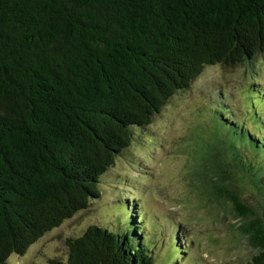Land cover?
<instances>
[{
  "label": "trees",
  "instance_id": "16d2710c",
  "mask_svg": "<svg viewBox=\"0 0 264 264\" xmlns=\"http://www.w3.org/2000/svg\"><path fill=\"white\" fill-rule=\"evenodd\" d=\"M261 53L264 0H0V264L99 198L104 174L207 65ZM253 97L252 126L217 103L223 137L203 161L259 251L247 264H264V96ZM133 224L91 225L50 264H156Z\"/></svg>",
  "mask_w": 264,
  "mask_h": 264
},
{
  "label": "rangeland",
  "instance_id": "374dc122",
  "mask_svg": "<svg viewBox=\"0 0 264 264\" xmlns=\"http://www.w3.org/2000/svg\"><path fill=\"white\" fill-rule=\"evenodd\" d=\"M263 90L264 53L233 67L207 65L104 174L101 196L39 238L24 255L12 254L8 264L66 260L69 238L91 225L120 234L130 229L129 220L149 244L156 264H247L259 251L240 232L242 220L230 202L220 200L208 182L203 157L207 145L218 147L223 137L213 119L217 103L252 126L248 109L253 111V102L258 103L253 96H264ZM256 112L264 115V103L257 104ZM239 185L246 203L257 211L261 197L245 180Z\"/></svg>",
  "mask_w": 264,
  "mask_h": 264
}]
</instances>
